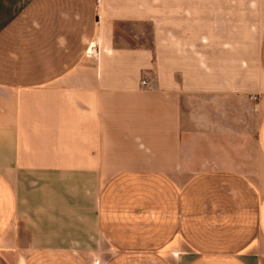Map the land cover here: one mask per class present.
Segmentation results:
<instances>
[{
  "label": "crops",
  "instance_id": "obj_1",
  "mask_svg": "<svg viewBox=\"0 0 264 264\" xmlns=\"http://www.w3.org/2000/svg\"><path fill=\"white\" fill-rule=\"evenodd\" d=\"M0 264H264V0H0Z\"/></svg>",
  "mask_w": 264,
  "mask_h": 264
},
{
  "label": "rangeland",
  "instance_id": "obj_2",
  "mask_svg": "<svg viewBox=\"0 0 264 264\" xmlns=\"http://www.w3.org/2000/svg\"><path fill=\"white\" fill-rule=\"evenodd\" d=\"M249 114H250V119L248 120V122H250L251 123V125H250V133H251V137H250V141H249V143H248V147L250 148V149H253V148H255V144H254V124H255V122L258 120V114H256L255 116H253L254 115V112L252 111V110H250L249 111Z\"/></svg>",
  "mask_w": 264,
  "mask_h": 264
},
{
  "label": "built area",
  "instance_id": "obj_3",
  "mask_svg": "<svg viewBox=\"0 0 264 264\" xmlns=\"http://www.w3.org/2000/svg\"><path fill=\"white\" fill-rule=\"evenodd\" d=\"M141 84H142L143 86H146V85H148V81H147L146 79H142V80H141Z\"/></svg>",
  "mask_w": 264,
  "mask_h": 264
}]
</instances>
